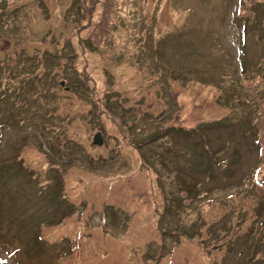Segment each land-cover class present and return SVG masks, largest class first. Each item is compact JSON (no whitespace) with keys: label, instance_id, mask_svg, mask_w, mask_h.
Returning a JSON list of instances; mask_svg holds the SVG:
<instances>
[{"label":"rangeland","instance_id":"obj_1","mask_svg":"<svg viewBox=\"0 0 264 264\" xmlns=\"http://www.w3.org/2000/svg\"><path fill=\"white\" fill-rule=\"evenodd\" d=\"M262 233L264 0H0V264H245Z\"/></svg>","mask_w":264,"mask_h":264},{"label":"trees","instance_id":"obj_2","mask_svg":"<svg viewBox=\"0 0 264 264\" xmlns=\"http://www.w3.org/2000/svg\"><path fill=\"white\" fill-rule=\"evenodd\" d=\"M236 97L237 98L235 99V102H240V101H242L243 103L245 102V100H243V96L241 93H238ZM256 140H257L256 138L252 139L254 144ZM258 236L259 237L257 238V242H254L253 237L249 239L250 246L248 247L250 248V251L246 257L248 261L245 264H264V234L262 233Z\"/></svg>","mask_w":264,"mask_h":264},{"label":"water","instance_id":"obj_3","mask_svg":"<svg viewBox=\"0 0 264 264\" xmlns=\"http://www.w3.org/2000/svg\"><path fill=\"white\" fill-rule=\"evenodd\" d=\"M102 143V137H101V134L100 133H96L93 137V144L94 145H101Z\"/></svg>","mask_w":264,"mask_h":264},{"label":"clouds","instance_id":"obj_4","mask_svg":"<svg viewBox=\"0 0 264 264\" xmlns=\"http://www.w3.org/2000/svg\"><path fill=\"white\" fill-rule=\"evenodd\" d=\"M259 172V171H258Z\"/></svg>","mask_w":264,"mask_h":264}]
</instances>
